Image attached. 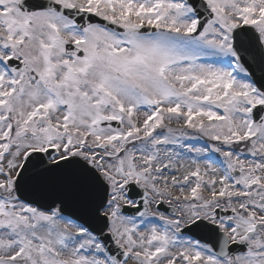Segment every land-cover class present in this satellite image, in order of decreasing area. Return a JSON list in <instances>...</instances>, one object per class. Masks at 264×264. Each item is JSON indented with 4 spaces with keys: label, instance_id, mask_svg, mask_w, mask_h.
<instances>
[{
    "label": "snow or ice",
    "instance_id": "snow-or-ice-1",
    "mask_svg": "<svg viewBox=\"0 0 264 264\" xmlns=\"http://www.w3.org/2000/svg\"><path fill=\"white\" fill-rule=\"evenodd\" d=\"M0 264H264V0H0Z\"/></svg>",
    "mask_w": 264,
    "mask_h": 264
}]
</instances>
